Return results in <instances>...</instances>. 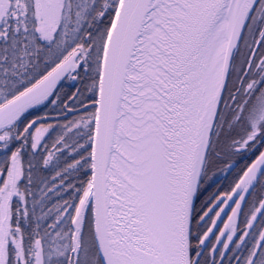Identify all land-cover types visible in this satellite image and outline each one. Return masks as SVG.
<instances>
[{"label": "snow or ice", "instance_id": "6c2138e0", "mask_svg": "<svg viewBox=\"0 0 264 264\" xmlns=\"http://www.w3.org/2000/svg\"><path fill=\"white\" fill-rule=\"evenodd\" d=\"M0 264H264V0H0Z\"/></svg>", "mask_w": 264, "mask_h": 264}]
</instances>
